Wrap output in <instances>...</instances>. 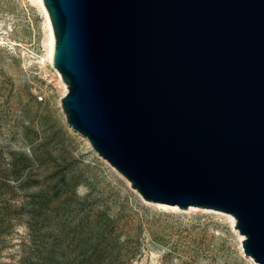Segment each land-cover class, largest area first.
Segmentation results:
<instances>
[{
	"label": "water",
	"instance_id": "1",
	"mask_svg": "<svg viewBox=\"0 0 264 264\" xmlns=\"http://www.w3.org/2000/svg\"><path fill=\"white\" fill-rule=\"evenodd\" d=\"M67 123L146 200L231 213L264 264V0H44Z\"/></svg>",
	"mask_w": 264,
	"mask_h": 264
},
{
	"label": "rangeland",
	"instance_id": "2",
	"mask_svg": "<svg viewBox=\"0 0 264 264\" xmlns=\"http://www.w3.org/2000/svg\"><path fill=\"white\" fill-rule=\"evenodd\" d=\"M4 27L44 52L29 0H0ZM47 69L0 45V264H254L225 214L144 199L67 123Z\"/></svg>",
	"mask_w": 264,
	"mask_h": 264
},
{
	"label": "bare ground",
	"instance_id": "3",
	"mask_svg": "<svg viewBox=\"0 0 264 264\" xmlns=\"http://www.w3.org/2000/svg\"><path fill=\"white\" fill-rule=\"evenodd\" d=\"M31 5H33L34 7H36L38 9V11L40 12L42 19H43V28L45 31V38H44V52L38 55H35V57L33 56H26L25 53V47L26 45L22 42H19L17 39H14L12 37L9 36V30H7V27H4L2 29L1 33H5V34H0V45L2 46H21L23 48V53H24V60L25 63H28L29 65H33V64H37L40 68H42L43 70H48L47 67H50L52 70H54V73L58 76L59 80H60V96L58 97V101H59V105L61 107L62 112L64 113L63 109H62V105H61V98L62 96H64L67 91H68V87L66 86V82L62 79L61 74L59 73L55 63H54V59H53V49H54V31H53V27H52V23L45 5L44 0H29ZM65 115V113H64ZM78 132V131H77ZM126 181L128 183H130V181L125 178ZM156 205H158L161 208L164 209H171V210H177L180 207L176 204H168V203H164V202H155ZM195 209H200V210H205V211H214L217 213H223L225 214L230 223L232 224V226L234 227V229L237 231L238 236L240 241L242 242V239L245 237V235L241 232L238 231L237 228H235V217L228 212H224L221 210H215V209H211V208H205V207H198V206H194L191 205L188 208H186V210L190 211V210H195ZM250 259L251 257L248 256ZM254 264H259L258 262L254 261Z\"/></svg>",
	"mask_w": 264,
	"mask_h": 264
}]
</instances>
